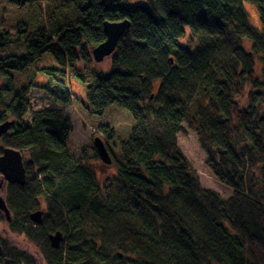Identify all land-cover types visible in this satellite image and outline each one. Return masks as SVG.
Masks as SVG:
<instances>
[{
  "label": "trees",
  "instance_id": "obj_1",
  "mask_svg": "<svg viewBox=\"0 0 264 264\" xmlns=\"http://www.w3.org/2000/svg\"><path fill=\"white\" fill-rule=\"evenodd\" d=\"M10 1L34 5L14 33L0 18V124L13 121L0 155L5 147L27 155L25 184L5 189L10 230L46 264H264V0ZM246 2L257 6L260 28ZM125 19L109 73L92 71L86 87L92 112L117 104L135 120L118 156L109 148L114 130L99 127L117 164L102 182L70 152L68 118L53 109L21 119L33 87L63 105L74 99L63 79H27L41 58L70 70L90 63L106 39L104 21ZM183 123L230 197L201 185L177 143ZM42 205L35 224L30 214ZM56 231L59 248L49 239ZM0 264L35 260L1 239Z\"/></svg>",
  "mask_w": 264,
  "mask_h": 264
},
{
  "label": "rangeland",
  "instance_id": "obj_2",
  "mask_svg": "<svg viewBox=\"0 0 264 264\" xmlns=\"http://www.w3.org/2000/svg\"><path fill=\"white\" fill-rule=\"evenodd\" d=\"M143 0H131L130 3L136 4ZM245 8L248 11L250 21L253 25L261 27L258 8L255 4L246 2ZM34 5L27 3L25 6H19L10 0H0V18L5 16L7 27L14 33L17 22H27L33 17L32 8ZM93 51V49H92ZM94 58V56H93ZM29 71L32 81L38 86L48 83L52 77L63 79L65 84L71 89L74 99L68 105H63L55 98L51 97L39 87H33L28 94L30 110L22 117L21 121L29 123L33 114L40 110H56L65 118H68L72 125V131L69 136L68 147L72 155L82 161L92 164L100 181L105 182L111 179L117 169V164L113 160L111 164H105L98 156L94 138L104 137L98 133L99 127H111L114 130V139L109 148L118 156L121 148V141H125L131 135L135 120L131 113L119 107L117 104H111L105 108L103 113L96 114L92 112L86 99V87L93 81L92 71L109 73L110 56L105 57L98 62L95 59L90 63L79 62L74 69L61 66L50 56L45 55ZM53 69V70H52ZM66 71V76L61 71ZM78 72L85 76L84 81L78 77ZM23 80L26 79L23 77ZM4 82L0 79V86ZM183 130L177 134V143L181 151L189 160L192 167L197 171L200 183L204 188L219 192L223 197L228 198L232 195V190L219 182L207 166V155L198 142L197 134L186 123L182 124ZM24 157L27 155L23 154ZM1 179V174H0ZM0 195H5L3 188L0 187ZM45 211V207L41 208ZM0 240L5 239L12 245L22 251L30 253L35 264H46L42 253L38 247L25 236L13 233L6 221L3 213L0 211Z\"/></svg>",
  "mask_w": 264,
  "mask_h": 264
},
{
  "label": "water",
  "instance_id": "obj_3",
  "mask_svg": "<svg viewBox=\"0 0 264 264\" xmlns=\"http://www.w3.org/2000/svg\"><path fill=\"white\" fill-rule=\"evenodd\" d=\"M130 21L128 19L119 21L106 20L103 23V30L106 35V39L96 45L93 48L94 59L98 62L102 61L105 57L110 56L124 32L129 28ZM13 121L8 120L0 124V135L7 133L12 126ZM95 147L99 158L105 164H111L112 158L104 140L96 136L94 138ZM0 187L5 191L7 183H16L18 185H24L26 182V170L24 165V157L21 151L11 147H5L0 155ZM0 211L3 213L7 222L12 219L11 211L7 206L4 195H0ZM45 212L38 209L30 214L31 220L35 224H41L43 222ZM49 239L52 247L59 248L60 244L64 240V235L61 231H56L49 235Z\"/></svg>",
  "mask_w": 264,
  "mask_h": 264
},
{
  "label": "flooded vegetation",
  "instance_id": "obj_4",
  "mask_svg": "<svg viewBox=\"0 0 264 264\" xmlns=\"http://www.w3.org/2000/svg\"><path fill=\"white\" fill-rule=\"evenodd\" d=\"M45 216V215H44ZM44 219V218H43Z\"/></svg>",
  "mask_w": 264,
  "mask_h": 264
}]
</instances>
